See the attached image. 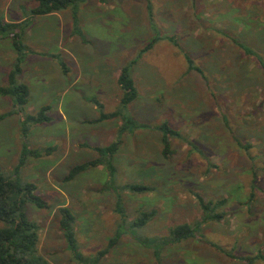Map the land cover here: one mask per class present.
Listing matches in <instances>:
<instances>
[{"label":"rangeland","instance_id":"1","mask_svg":"<svg viewBox=\"0 0 264 264\" xmlns=\"http://www.w3.org/2000/svg\"><path fill=\"white\" fill-rule=\"evenodd\" d=\"M150 2L160 35L175 37L180 50L161 41L134 68L139 99L129 109L143 126L121 135L113 165L117 188H153L143 195L121 192L124 220L134 221L139 211L155 215L99 264H245L242 257L258 256L255 263L264 264V77L255 58L245 57L231 42L264 59V0ZM146 6V0H88L78 14L84 41L72 33L69 10L37 17L25 32L23 41L36 54L27 57L20 77L30 89L23 111L33 115L47 105L51 119L31 127L26 143L31 149H54L27 162L21 178L36 186L48 207H27L48 264H75L58 228L59 208L72 212L80 251L87 256L105 247L119 221L103 165L72 181L65 177L74 166L97 160L94 148L118 139L120 121L92 123L98 112L90 101L98 100L106 113L118 105L121 67L153 37ZM33 7V0H0V19L19 23ZM42 53L60 54L67 73ZM183 53L205 78L188 72ZM13 59L9 40H0V87L7 86ZM0 115H6L0 121V168L8 173L22 143L9 98L0 96ZM164 122L182 135L170 138L168 157L161 133L154 130ZM193 194L224 201L217 211L224 218L203 224L200 239L166 246L156 262L139 241L165 238L175 225L199 222L202 213Z\"/></svg>","mask_w":264,"mask_h":264},{"label":"trees","instance_id":"2","mask_svg":"<svg viewBox=\"0 0 264 264\" xmlns=\"http://www.w3.org/2000/svg\"><path fill=\"white\" fill-rule=\"evenodd\" d=\"M33 1L34 7L24 12V17H22L19 23H5L0 19V40H9V46L14 55L6 77L7 86L0 87V96L9 98L16 109L19 116L18 125L20 135L22 137L16 165L8 173L3 172L0 168V264H48L39 253V229L34 222L29 220L27 215V207H33L38 210L47 209L48 207L46 202L36 194V186L33 183L23 181L21 178V170L26 166L27 162L50 155V152L54 149L46 151L31 149L26 143L31 127L49 123L51 119L48 117L50 106L47 105L41 106L33 115L26 114L23 111L28 104L30 89L20 80V77L23 73V67L27 57L31 54H36L24 43L25 32L30 28L35 18H44L69 10L72 33L84 41V36L79 28L78 14L79 7L86 4L88 0ZM146 1L147 23L150 31L153 33V37L133 58L125 62L121 67L117 78V85L121 92L118 105L112 112L106 113L104 112V106L98 100L92 98L90 101L98 112L97 118L92 123H101L108 120L120 121L121 125L116 135L118 139L106 147L94 148V152L99 158L92 162L74 166L68 171L65 177V181H72L92 167L103 165L108 173L106 190L113 194V211L120 217L105 247L95 254L87 256L80 251L74 230L75 218L72 212L66 207H61L57 210L59 218L58 228L70 255V259L75 264H99L100 260L123 238L134 237L135 231L145 227L155 215L154 211H139L134 221L127 222L126 219L124 220L127 215L122 205L121 192L126 191L132 195H143L153 191V188L139 184H128L122 188H117L115 185L116 169L113 165V155L117 152L121 144V135L124 133H132L137 128L143 126L138 123L139 121L134 119L129 110L130 106L139 99V92L132 77L134 67L144 54L150 52L161 41H166L180 50L175 37L160 35L154 23L151 2L150 0ZM99 2L105 3V0H99ZM231 42L241 50L245 57L250 56L255 58L264 77L263 57L257 55L253 49L239 43L235 39L231 40ZM39 55L52 59L58 64L64 74L67 73L66 63L60 54L42 53ZM183 58L187 64L188 72H196L199 76L205 78L202 70L194 64L188 55L183 53ZM5 116L0 115V121ZM154 130L161 133L162 153L164 157H168L171 154L170 138L181 139L182 135L169 127L166 122L155 127ZM187 144L189 146L192 145L191 143ZM238 147L240 146L238 145ZM248 147L245 146L244 148L247 149ZM193 195L202 213L199 222L175 225L168 230V237L165 238L156 237L154 239L138 240L142 246L153 251L156 262H161L160 253L166 246L181 244L196 238L200 239L198 236L203 224L220 222L224 218V213L217 212L224 205V201H205L201 196L197 194ZM260 259V256L255 258L242 257L240 261H243L245 264H256L255 261Z\"/></svg>","mask_w":264,"mask_h":264},{"label":"crops","instance_id":"3","mask_svg":"<svg viewBox=\"0 0 264 264\" xmlns=\"http://www.w3.org/2000/svg\"><path fill=\"white\" fill-rule=\"evenodd\" d=\"M151 51H152V50H151ZM146 54H147V53H146ZM146 54H144L143 57H144ZM143 57H142V58H143ZM138 63H139V62H138ZM138 63H137V64H138ZM137 64H136V65H137ZM135 67H136V66H135ZM135 67H134V68H135ZM133 70H134V69H133ZM133 80H134V79H133ZM135 86H136V84H135ZM138 92H139V91H138ZM137 101H138V100H137ZM137 101H136V102H137ZM134 103H135V102H134ZM134 103H133V104H134ZM133 104H132V105H133ZM129 110H130V109H129Z\"/></svg>","mask_w":264,"mask_h":264}]
</instances>
